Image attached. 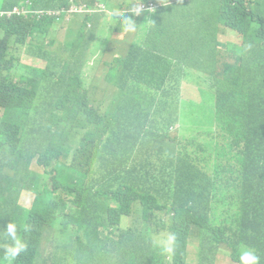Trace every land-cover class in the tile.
Wrapping results in <instances>:
<instances>
[{
	"label": "trees",
	"instance_id": "1",
	"mask_svg": "<svg viewBox=\"0 0 264 264\" xmlns=\"http://www.w3.org/2000/svg\"><path fill=\"white\" fill-rule=\"evenodd\" d=\"M26 1L0 0V141L8 153L0 151V231L14 220L27 243L13 264H216L220 252L240 264L241 246L255 249L264 264V0H100L101 13L75 15L66 43L91 50L100 42L106 71L88 80L56 78L57 69L71 70L50 49L64 13H10L17 5L61 9L82 0ZM113 8L129 11L135 33L113 38L123 32L107 19ZM199 17L241 35L243 43L232 44L233 64L222 61L229 53L218 41L207 48L209 24ZM21 48L48 69L15 63ZM188 55L212 84L211 107L201 120L208 127L194 116L180 143H168L174 159L153 182L138 177L141 163L118 170L119 153L144 144L147 116L159 115L164 126L177 123L178 113L185 119L178 100ZM38 92L47 94L46 112L56 98L73 99L58 108L61 127L79 121L73 136L48 134ZM61 155L72 164L53 166V183L30 178L33 160L49 166ZM23 191L40 193L32 208L22 205ZM113 203L134 228L109 230L117 223ZM163 214L169 219L162 221ZM160 232L175 235L172 254L153 247ZM111 235L119 240L110 251ZM0 264H7L2 247Z\"/></svg>",
	"mask_w": 264,
	"mask_h": 264
},
{
	"label": "clouds",
	"instance_id": "2",
	"mask_svg": "<svg viewBox=\"0 0 264 264\" xmlns=\"http://www.w3.org/2000/svg\"><path fill=\"white\" fill-rule=\"evenodd\" d=\"M27 4H29V6H31V2L28 0L26 1ZM101 1L100 0H95L92 4H89L87 1H80L79 3L76 2H72L70 4V6L68 8L63 7L61 9H34V8H26L25 6H20L17 5L13 8V10L10 13H14V14H18V15H25L28 16L29 14L35 13L38 14L39 17L45 16V15H52L54 13L61 15L62 13H64V17L63 20L65 21V17L67 16V14L71 13V17L69 18L68 21V25L66 28V34H65V40L63 42H61L59 44V46L55 49L54 45L55 43H53L50 47V49L54 52V54L60 56L63 58V60L67 63H69V65L71 66V70L68 72H64L61 69H57V74H56V78H68V79H76V80H88L97 76L102 75L105 71H106V67L103 65L102 63V54H101V47H100V42L97 41L91 50H87L83 48V44L82 43H77L74 47H71L69 45H67V41L70 39L68 36V31L70 29V27H74L76 28L75 25H73V19L75 17V15H86V14H97V13H101L99 10V5ZM85 5V6H82ZM86 7V8H85ZM137 14L140 12V9L138 11H135ZM105 13L107 14V19L109 22H111L113 20V18L118 22V25L120 27V29L125 32V33H135L137 31V23L133 20V18L129 15V11H124L121 9H117V8H113V9H109L106 10ZM3 15V13H0V17ZM220 24V23H219ZM94 26V23H89L88 28H91ZM219 43L220 40H217ZM220 46L218 45V48ZM66 51H70L72 53V60L68 59L65 56V52ZM25 53L26 55H30L29 53H27L25 51L24 48L19 49L18 51H16L14 53L15 56V63H23L22 60V54ZM98 56L97 60H96V68L97 66H100L102 68V73L100 75L94 74V67L91 66V59L92 57H96ZM32 57V56H29ZM33 58V57H32ZM36 58V57H34ZM26 63V62H24ZM88 67V70L85 69V67ZM191 67L190 66H182L180 67L181 71L183 72V74H185L186 70L189 69ZM43 70H47V66L42 67ZM185 76V75H184ZM184 79V78H183ZM46 97L47 94L43 93V92H38L36 94V99L39 102V113L41 115H44L46 118V122H47V132L48 134H58L60 136H66L67 138L69 136H73L77 130V125L79 123V121H75L72 124L65 126V127H61L59 125V120H60V116H61V111L58 109L60 106H65L66 104H68L71 100V98L69 97H60V98H56L57 101V106L55 107V109L53 111L50 112H46L43 111V106L45 105V101H46ZM179 100L182 101L181 104H185V108L187 110V113L184 114L185 119L183 120V114H181L180 118L178 119L177 123L178 126H176V133H181L182 136V132L183 131H188L189 129V125L187 122V118L189 116V106L194 104V102H188L182 99V97L179 98ZM157 119H160V116L157 115ZM175 123V124H177ZM174 124V125H175ZM68 140V139H67ZM48 144V142L46 143ZM64 145L63 142L58 144V147H62ZM0 151H2L5 154H8L6 151V145H3L0 141ZM33 162H36L39 166L43 167L45 169L44 174H36L33 173L31 170L30 172V178H42V179H46L50 182H54V176L53 173L51 171V168L55 165H57L58 162L63 163L67 166H70L72 164V161L70 159H60V156L54 157L51 159L49 166H44V165H40L37 160H33L31 162V164ZM168 165V161L165 162H161V164L159 165V167L161 168V170L166 169V166ZM159 171V176H160V172ZM65 175L64 172H60L59 173V177L63 178ZM131 186L133 187L134 184L131 183ZM38 194L40 193H35L36 197L35 200L38 196ZM34 200V202H35ZM33 202V205H34ZM33 205L31 207H27V208H32ZM113 206L116 208L117 210V223L114 226H111L109 230L114 231L116 233H120L121 231H127L128 229L134 228V223L133 221L125 214H122L120 211V208L117 206L116 203H113ZM126 217L127 219H129V225L127 228H123L122 227V223H123V218ZM97 230L99 232H104L105 234H107L109 232L108 229H104L103 226L98 225L97 226ZM102 238H104L102 236ZM0 239L3 240V243L0 244V247H2L3 250V258L4 260L7 262V264H13L14 261H16V259L20 256V254L22 252H25L27 249V243L20 237L19 235V230H18V224L12 220L11 222H9L6 227L0 231ZM119 240V237L116 235H111L110 240H108L105 243V247L108 250H112L115 247V242ZM175 241H176V237L174 234L172 233H168L166 235H158L156 237H154L152 239V245L154 248H157L161 254H172L174 252V247H175ZM109 245L111 247H109ZM51 252L53 251V248H50ZM238 251V256H239V261L240 264H260V260L261 257L260 255L257 254V251L251 247L248 246H241L237 249Z\"/></svg>",
	"mask_w": 264,
	"mask_h": 264
},
{
	"label": "rangeland",
	"instance_id": "3",
	"mask_svg": "<svg viewBox=\"0 0 264 264\" xmlns=\"http://www.w3.org/2000/svg\"><path fill=\"white\" fill-rule=\"evenodd\" d=\"M99 5V3H98ZM85 6V5H82ZM100 7V6H99ZM86 8V7H85ZM71 17V13L67 14V16L65 17V21L63 23H60L57 25L56 28V34L54 35L55 38V45L54 48L56 49L59 44L61 42H63L65 40V34H66V28L68 25V21L69 18ZM199 22H207L209 24V29L206 33V35L204 36V42L207 45L208 49H212L213 46V42L216 40H220L221 45L219 47V49L221 50H225L226 52H228L229 54H227L224 59L222 61H226L228 63L233 64L235 62V60L232 58V56L230 55L233 52V46L232 44H242L243 43V39L241 37L240 34H238L237 32L225 27L222 24H216L212 21H209L207 19H204L202 17H199ZM126 35L125 32H118L115 35H113V38H123ZM65 56L72 60V53L70 51H66L65 52ZM22 60L23 62H28V63H32L34 65H38L40 67H42L40 65V62L42 60L36 59L34 62H29L31 61L32 57H29L28 55H26L25 53L22 54ZM98 56L96 57H92L91 61V66L94 67V74L100 75L102 73V68L100 66H97L96 68V60H97ZM45 62H43V67L45 66ZM192 64V56L188 55L186 58V63L183 66H190ZM222 65L223 63L220 62L218 64V72L222 71ZM86 70H88V67H85ZM212 84L209 83L206 80V77L198 71L197 67L191 66L189 69L186 70L185 72V76L184 79L182 80V85H181V97L183 100L188 101V102H194V104L189 106V116L187 118V122L188 125L191 126L192 124V118L195 116L199 121L200 124L203 128H207L208 124L205 121V123H201V120L205 119V117L207 116V112L211 107V98L209 95V90H210V86ZM87 87H91V83L89 81H87L86 83ZM2 114V111H0V116ZM176 132V129L172 130V133L174 134ZM0 155L2 156V153L0 152ZM60 159H64L63 155L60 156ZM224 169L226 170L227 167H224ZM30 170L33 173L36 174H44L45 169L41 166H39L36 162H33L30 166ZM8 172L10 174H14L13 170H8ZM23 195V203L22 205L26 206V207H31L33 205V202L35 200V193L34 192H30V191H23L22 193ZM160 219L162 221H166L169 219V217L165 214H163ZM152 225L155 228V232H159L161 226L159 225V222L156 221L155 219H152ZM129 225V219H127L126 217L123 218V223H122V227L123 228H127ZM168 234V232H160V233H155L153 235V238L158 236V235H166ZM198 245V240L195 243L191 244V249H195L196 246ZM109 247H111L109 245ZM165 255V254H163ZM216 264H237L235 262H233L229 256L225 253H219L216 257Z\"/></svg>",
	"mask_w": 264,
	"mask_h": 264
},
{
	"label": "crops",
	"instance_id": "4",
	"mask_svg": "<svg viewBox=\"0 0 264 264\" xmlns=\"http://www.w3.org/2000/svg\"><path fill=\"white\" fill-rule=\"evenodd\" d=\"M179 104L182 103L178 100ZM180 118L181 113L177 114ZM143 127L145 137L143 138L144 144L136 145L132 150L126 152H120L117 157L118 170L128 171L133 165L141 163V174L138 176L142 181L153 182L155 178L160 177L159 165L161 162L170 161L174 159L172 155L174 150L170 149L168 143L174 146L176 143H180L181 133H172V130L178 126L173 124L170 126H164L163 123L157 119V115H149ZM121 163L123 165H121ZM133 183L131 177H128Z\"/></svg>",
	"mask_w": 264,
	"mask_h": 264
}]
</instances>
